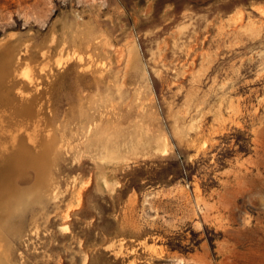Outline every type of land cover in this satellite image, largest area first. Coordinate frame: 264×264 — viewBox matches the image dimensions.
Instances as JSON below:
<instances>
[{
    "label": "rangeland",
    "instance_id": "1",
    "mask_svg": "<svg viewBox=\"0 0 264 264\" xmlns=\"http://www.w3.org/2000/svg\"><path fill=\"white\" fill-rule=\"evenodd\" d=\"M0 264H264V0H0Z\"/></svg>",
    "mask_w": 264,
    "mask_h": 264
}]
</instances>
